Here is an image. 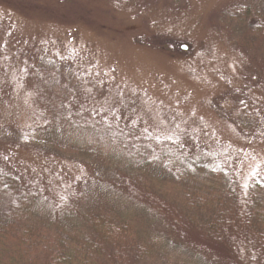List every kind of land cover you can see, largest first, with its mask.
<instances>
[{
	"label": "rangeland",
	"instance_id": "1",
	"mask_svg": "<svg viewBox=\"0 0 264 264\" xmlns=\"http://www.w3.org/2000/svg\"><path fill=\"white\" fill-rule=\"evenodd\" d=\"M164 151L222 166L199 186L235 179L251 209L243 194L264 175V0H0V173L37 196L19 216L52 233L60 220L79 229L88 210L120 213L170 242L151 264H264L245 232L220 252L187 227L195 177H177ZM10 201L0 193V210Z\"/></svg>",
	"mask_w": 264,
	"mask_h": 264
},
{
	"label": "trees",
	"instance_id": "2",
	"mask_svg": "<svg viewBox=\"0 0 264 264\" xmlns=\"http://www.w3.org/2000/svg\"><path fill=\"white\" fill-rule=\"evenodd\" d=\"M40 135L47 142L52 134L41 132ZM36 137L39 139L38 134ZM135 143L138 148L144 145L142 141ZM156 158L163 160L179 178L195 177L194 186L185 198V222L189 229L203 233L220 252L239 247L237 242L242 241L244 232L249 243L255 245L250 241V238H255L264 246V175H258L259 180L252 182L249 191L243 194L246 202H251V209L243 213L240 211L241 201L236 197L237 180L232 179L230 184L224 181L218 186L219 192L213 188V182H207V188L199 186L198 179L203 176L214 181L222 175V166L203 155L189 158L184 154L179 157L176 153L164 151ZM0 193H8L15 199L7 203V208L0 210V264H151L167 251L166 246L170 244L160 233L144 234L123 214L96 210H88L77 230H68L66 223L60 220L54 223L52 233L45 232L40 224L34 220L32 223L23 220L18 214L19 210L30 211L37 199L36 193L2 173ZM231 199L232 205L229 206ZM216 255L213 250L207 257L215 263L218 262ZM178 259L182 264H200L201 254L195 258Z\"/></svg>",
	"mask_w": 264,
	"mask_h": 264
},
{
	"label": "water",
	"instance_id": "3",
	"mask_svg": "<svg viewBox=\"0 0 264 264\" xmlns=\"http://www.w3.org/2000/svg\"><path fill=\"white\" fill-rule=\"evenodd\" d=\"M182 48L185 49V46H183Z\"/></svg>",
	"mask_w": 264,
	"mask_h": 264
}]
</instances>
